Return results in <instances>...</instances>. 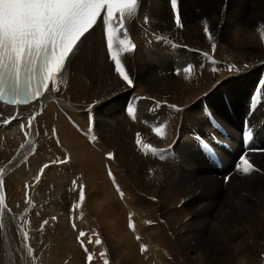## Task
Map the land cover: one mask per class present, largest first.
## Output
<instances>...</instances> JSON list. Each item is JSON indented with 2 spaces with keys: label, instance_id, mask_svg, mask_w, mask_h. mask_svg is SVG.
<instances>
[{
  "label": "bare ground",
  "instance_id": "6f19581e",
  "mask_svg": "<svg viewBox=\"0 0 264 264\" xmlns=\"http://www.w3.org/2000/svg\"><path fill=\"white\" fill-rule=\"evenodd\" d=\"M148 1L137 0L136 13L125 19L127 38L135 45L131 53H126V60L123 58L125 52L122 51L123 46L120 44V40L125 39L124 30L119 28L115 19L112 27L114 29L113 51H117L121 61L129 63L135 69L144 66L149 57L153 56V76H159L163 83H171L169 84L170 92L175 94L153 98V114L151 113L153 128L164 126L163 138L153 136V148L157 149L153 153V209L146 206H142L141 209L135 208L140 212L141 218L143 214L147 216L153 213L152 233L160 235L152 237L153 257H157V255L154 256L157 252L160 258H166L168 264L180 261H183V264H257L255 259L259 255H264V211H255L251 204H248V201L243 198V194H239L242 196L240 197L233 193H225V189L219 185V181L230 185L242 180V185L249 188L250 193H255L260 198V202L263 204L262 209H264V153L251 152L250 149L244 151L246 155L243 158H247L253 165V171L247 174L242 171L244 167L242 160L238 164L231 161L233 150H237L235 155L243 151L239 138L242 125L248 127L250 136L255 134V138L252 135V140L254 138L264 147V0H178V10L181 13L183 28H173L166 34H162L163 31L160 33L154 31L156 35L165 36L164 39L170 41L169 44H164L163 37H159V35L158 37L153 35L152 38L150 31H143L142 37L134 35L132 38V33H135L141 24V15L151 11L147 7L152 1L149 3ZM156 1L158 2V0H153L152 3L154 4ZM164 1L169 3L166 5L168 16L173 17L171 0ZM181 2L184 3V6H181ZM203 4H208L209 7L206 8ZM105 18L102 14L90 33H86L85 37L81 38L82 42L75 50V55L66 62V70L62 77H58L59 91H52V83L49 82V89L44 92V95L27 105L10 106L0 102V127L5 126L7 132L13 134L11 132L15 124L20 121L26 125L27 129L26 134H23L25 136L19 141L13 140V138L12 142L9 140L7 159L10 165L20 164L27 153L36 156L40 147L33 148L37 134L35 126L39 122H48L53 128V131L48 133L56 135L66 148H72L77 152L76 155H71L74 157V161L72 160L73 162L70 163L73 164L69 166L70 168L75 165L79 166L78 170H81L83 176L86 175L84 178L89 177L88 174L91 172L113 178L116 174L128 169L129 163L134 157L131 156L130 144L132 146L135 144L136 135L139 133V123L143 124V120L140 121L143 114L139 111L136 112L138 107L135 108V104L132 103L134 114L131 113L133 116L129 114L128 118L125 117L128 119L125 124H128L124 126L121 115L122 108L119 109V106L126 95H112L111 100L103 103L105 100L102 97L97 100L89 97L88 95H92V89L89 91V86H81L78 82L79 68L88 59L90 62L88 55L91 54V50L92 52L95 50L92 40L99 34H101L100 38H107L108 25L103 24ZM205 23L208 24L209 30L214 36V40L211 42L207 40L203 32ZM154 39H156L155 47ZM212 43L216 45L215 51L212 49ZM157 44L165 48V51L161 50L162 47L160 48ZM84 47L89 50L85 52L87 58L81 55ZM205 53L208 55L206 56ZM155 55L159 57L156 58L157 61L154 59ZM161 60H164V64H169V67H164L165 71L159 70L162 65ZM178 64L184 68L192 66L193 70L187 73L179 70L178 75L177 70L176 72L173 70ZM229 65L236 67L230 71ZM171 105H176L180 110L176 111ZM111 106L113 108L109 112ZM94 111L100 113L98 114L100 117H98L99 120H102L99 121L97 116L95 118L98 120V124H102V130L98 131L100 133L98 143L92 139L93 142H89V125L93 122ZM140 114L142 115L140 116ZM73 117L78 122L76 120L75 122ZM30 120L31 128L29 127ZM5 130L3 127L0 132ZM78 132L84 139L81 138V135V137L78 136ZM2 134L1 132L0 140ZM36 141L39 145L40 139L38 138ZM46 141H48V137L43 138V142ZM7 143L9 142L7 141ZM225 143L232 148L223 151L224 148L220 147H225ZM213 145L221 153L224 167L227 166L222 170L210 167L205 158L204 151ZM0 146H2L1 141ZM133 153L135 154V152ZM107 154H112L113 158L109 159ZM39 160L41 161V159ZM8 167L11 166L8 165ZM22 167L20 166L19 174L13 172L15 182L19 181V184L21 182L19 176L25 178L23 181H28L27 170ZM70 168L68 167L69 170ZM109 172L112 173L111 176ZM229 172H233V178L230 182L223 181L222 175ZM41 176L36 185L31 184L33 179H30V197L31 200H35L28 206L31 209L30 216L32 218L30 219L33 220L35 216H38L43 220L42 224L47 221L48 224L54 226L52 232L50 231V236L56 238L58 233L64 229L65 222L62 221L64 216H58L57 213L54 216L57 210L46 211L47 207L43 203L49 201L46 200L47 196H45L43 188L45 178ZM127 176L131 177V174ZM3 177L4 171L0 170V181L3 180ZM101 177L99 178L101 179ZM207 177L209 179L204 182ZM86 181V189L93 186L89 184L87 178ZM23 185L22 193L26 189ZM6 187L5 184L0 187V197L4 196ZM69 193L70 191L67 190L61 196L63 208L68 210L70 205L67 204H71L72 200ZM115 193L118 195L116 189ZM32 196H45V199H37ZM131 197L133 199L135 196ZM132 199L124 198L123 200L121 196V200L128 205H132ZM204 201H206L205 206ZM136 202L134 201V206L152 203L151 200H138L140 204ZM5 206L4 201L0 203V264H4L1 259L2 252L8 253L11 231L16 234L20 243L27 242L25 239L26 230L23 229L25 220L28 219L27 214L23 213L18 220L14 219L13 221V217L8 218L10 214ZM217 206H226L228 210H221V207L217 212L218 222L215 228H218L219 231L211 236V226L213 227L211 218L216 215L215 208ZM129 208L131 207L129 206ZM79 209L80 215L76 225L80 226L81 230L91 228L92 232H98V229H94V225L91 227V220L88 222L87 215L83 213L87 208ZM35 212L36 214L33 215L32 213ZM47 213H49V217H47ZM52 214L53 216H51ZM123 214L125 213L123 212ZM199 216L206 217L208 223L202 220L199 222ZM143 218L145 217L143 216ZM134 219L137 221L138 218L133 216V222ZM109 220L107 219L106 222L108 233L104 237L106 246H104L103 240L100 245L95 244L94 249L98 253L100 252L96 257L98 262H104L110 256L107 255L108 234L111 236L116 234V252L119 251V246H122L121 249L126 245L128 248L136 246L132 236L127 237L121 233L122 229L119 230V227L110 223ZM11 221L14 223L13 226ZM183 223L186 226L185 230L189 231L187 234H183ZM198 225L202 227H198L199 230H193ZM38 235L40 234L38 233ZM202 235H204L203 238ZM190 237L192 238L189 239ZM62 240V236H59L58 242H62ZM191 241L194 243L191 244ZM37 242H39L37 238L32 240V243ZM118 242L121 245L118 246ZM70 244L73 242L71 241ZM27 249L28 245L26 244L24 249L26 254ZM104 249L106 254H104ZM156 250H159L160 253ZM131 256L133 257V255ZM156 262L163 263V260L160 259ZM260 264H264L263 256Z\"/></svg>",
  "mask_w": 264,
  "mask_h": 264
},
{
  "label": "rangeland",
  "instance_id": "374dc122",
  "mask_svg": "<svg viewBox=\"0 0 264 264\" xmlns=\"http://www.w3.org/2000/svg\"><path fill=\"white\" fill-rule=\"evenodd\" d=\"M151 1L153 2V0H149L148 3ZM152 2L149 4L150 6L147 7V9L150 8L151 11L148 14L143 13L141 15L140 17L141 24H139L138 30L135 33H132V38L134 35L138 37H142L143 31L145 32L150 31V36H152L153 38V35H156L154 34V31H157L159 33L163 31L161 33L166 34L169 31H171V29L176 28L174 16L173 17L168 16V12L166 9V5L169 3L164 0L159 2L158 0V2L156 1L154 3L156 5L155 6ZM152 4L153 6H151ZM181 6H184L183 2H181ZM203 6L206 8L209 7L208 4H203ZM145 17L148 18L147 24H145L144 22L142 23V21L145 20ZM100 35L101 34H99L95 39L92 40V42L95 44V50L94 52H92L91 50V54L88 55V57L90 58V62H88L89 61L88 59V61L84 63V65L81 68H79L78 82L79 84H81V86L82 85L89 86V91L92 89V95H88L89 97H91L93 100L103 98V100H105L103 101V103L108 102V100H111L110 98L112 97V95H116V94L126 95V97H124L123 100L120 102V106H119V109L122 108L121 115L123 118V123H124L123 125L126 126L128 124V123L125 124L126 122H128V119H126L128 118L127 116L128 109L134 107L132 103L135 104L136 106L135 108L138 107L136 109V112L139 111L140 113L143 114V116H141L142 114H140L141 116L140 121L143 120L142 121L143 124H141V122L139 123L140 124L139 134L141 135V139L144 144H150L153 147V136H155L154 131H153L154 129L153 128V118H151L153 116L152 115L153 114V98L156 96L161 98L163 95H170V94L175 95L174 92H170L171 88L169 87V84L171 83H163L162 79L159 76H155V77L153 76V59H152L153 56H151L144 63V66L137 67L135 69H133L129 63L121 61L122 64L125 66L126 71L130 75V78L133 80V85L131 87L125 86V83L122 81L119 75L115 73V70H114L115 62L111 60L110 53H108L107 51V46H106L107 38L106 37L100 38ZM158 35L159 34H157L156 37H158ZM159 37H163L164 44L170 43V41L164 39L165 36L159 35ZM155 41L156 39H154L153 45L155 44ZM157 41H160V40H157ZM157 45L160 46V48L162 47L159 44ZM113 46H114V42H113ZM162 49H164L165 51V48L162 47L161 50ZM86 51H89V50H87L86 47H84L83 52L81 53L83 57H86L85 55ZM115 52L117 51L115 50ZM123 56H124L123 57L124 60H126L127 54L123 53ZM156 58L158 59L159 57L155 55L154 59L157 61ZM109 59L112 62L108 61ZM161 61H162L161 62L162 65L159 68V70L165 71L166 68L169 67V64L168 63L164 64V60H161ZM183 68L184 67L178 64L176 69L174 68L173 70L175 72L176 70L182 71ZM141 97H144L145 99H140ZM113 106L109 108V112L112 111ZM146 110L148 111L146 112ZM93 114H92L93 122L89 125L90 126L89 142L94 141L98 143L100 141V133L98 131L102 130V124H98L97 122L100 117L98 114L100 113L99 112L95 113L94 111ZM130 115L133 116L132 114ZM96 116L98 120L95 119ZM73 119L74 121L76 120L75 117H73ZM99 121H102V120H99ZM17 124H15L11 132L14 135L9 134L10 132L9 133L7 132V128L5 126L3 127L6 130L4 132L1 131L3 134L0 140L1 145H2L0 146V170L4 171V177H3L2 182L3 184L7 186L6 191L4 190V196H3L4 200L3 201H4V206L6 205L5 207L7 208L5 209L10 214L8 218L10 219L11 217H13V221H14V219L18 220L22 216L23 213L27 214L28 219L25 220L24 227H23V229L26 230L25 239L27 242L25 244L20 243L16 234H14L11 231L10 242L8 243V253L2 252L1 254V259H3L4 264H105V261L104 262L97 261L96 257H97L98 252L94 248L96 244L95 240L97 238H99L100 240H103V244H104V237H106V233H108V228L106 225L107 219H110L109 220L110 223H112L113 225L115 224L116 227H119V230L122 229L120 230L121 233H124L125 235H127V237L132 236L133 241L136 242L135 247L128 248V245L124 246L126 249L124 247L121 249L122 246L120 247L119 245L121 244L118 242L119 251L116 252L115 251L116 250L115 248L117 247V244H115V240H117L116 234L115 233L113 234L114 237L111 236V234H108L107 255L108 256L110 255L109 257H107L108 260L106 259L108 264H126V263L127 264H165V262L166 264H168L166 258L164 257L160 258L159 255L157 254L156 251L160 253L159 250L155 251L156 253L154 256L157 255V257H153L152 237L160 236V235H154L152 233L153 232V229H152L153 228V213H151L150 215L148 214L147 215L149 216L148 218L146 215L142 213L143 215L141 214L142 215V218H141L139 214L140 212L135 210V208L141 209L142 206L150 207L151 209H153V186H152L153 184V180H152L153 179V174H152L153 173V152L151 148H144L142 145L138 146L136 143L135 144L133 143L134 144L133 145L134 147H133L132 144H130L131 149H132L131 156H134V157L129 163L128 169H126L125 171H121L119 174H116L113 178L109 176H105V175H99L98 173H95V172H91L88 174L89 177H86V178L87 180H89L90 182L89 184L93 186L87 187L88 189H86L87 181H86V178H84L86 175L84 174L83 176L81 170L80 171L78 170L80 169L79 166L75 165L74 167H71V168L69 166L70 164L71 165L73 164L70 162L74 161V157H71V155L74 156L77 154V152L74 151L72 148H66L64 144H62L61 139L58 138L56 135L48 133L50 131L51 132L53 131V128L49 125L48 122H44V123L39 122L35 126L37 134L35 137L33 148L40 147V149L37 150V154H36V156L38 157L36 158V156L34 157L33 154L27 153L22 158V161L20 162V164L15 165V166L10 165L9 160L7 159V148L10 144L9 140H11L12 142V138H13V140L19 141L20 138H23V136H25L23 134H26L27 132L26 125L24 123H21L19 121ZM3 127L1 126L0 130ZM77 134L78 136L81 135L79 134V132ZM42 136L43 138L48 137V141L43 142V138H41ZM38 138L40 139L39 141L40 146L38 145L36 141V139ZM81 138L84 139L83 136ZM7 141L9 143H7ZM133 152H135V154ZM42 156L45 158H43ZM38 158L41 159V161ZM53 161H57V163H53ZM59 161H67V162L59 163ZM8 165L11 167H8ZM44 165H48V167L45 168ZM20 166H23L22 169L26 168L28 181L27 182L23 181V179L25 178H22L21 176H19V179L21 181L19 184V181L18 183L15 182L16 179H15L14 174L20 173ZM68 167L70 168V170L68 169ZM132 167H134L136 170ZM41 169H43V171H41ZM229 173H230V177L227 181L230 182L231 178H233L232 177L233 172H229ZM130 174H131V177L127 176ZM40 176L45 178L43 188L45 189V196H47L46 200L49 201L48 203H43L47 207L46 211H51V210L56 211L57 210L54 216L56 215V213L58 216H64L62 219V221L65 222L63 225L64 229L58 233V236L56 238H53L52 235L50 236V233L54 229V226L48 223H46V225H44L45 223L42 224L43 220H41L40 217L38 216H35L36 219L35 217L33 218V220L30 219L32 218L30 216L31 209H29L28 206L32 201H35V200H31V197H30L31 196V193L29 191L30 179H33L34 181V182L31 181V184L34 183V185H36ZM223 176L224 175H222L221 178L223 181H225L223 179ZM31 177H34V178H31ZM99 177H101V179ZM207 179H209V177L205 178L204 182H206ZM242 179L246 180L245 178H242ZM132 180H135V181H132ZM113 181H115L116 183ZM73 182H75V184ZM23 184L25 185L26 189L22 193ZM242 184H243L242 180H239V183H236V184L231 183L230 185H226L219 181V185H222L221 187L225 189L224 190L225 193H233L234 195H237V196H240L239 194H243V198H245L248 201V204H251V206L254 208L255 211H261V210L264 211V209H262L263 204L260 202V198L255 193H250L248 191L249 188L243 186ZM81 185L83 186V191L85 193V200L82 203L79 201V186ZM197 185H200V184H197ZM204 185H207V184H204ZM117 186L120 188L119 189L120 192L117 191L118 195L117 193H115V189L117 190ZM67 190L70 191L69 193L70 199H72L71 204H67V205H70L69 210L66 208H63L64 206H63L62 199H61L62 198L61 196L64 195V193ZM120 193H122V195ZM14 194L16 195V197ZM128 194L129 195L131 194V195L129 196ZM133 195L135 197H133L132 199L131 196ZM45 196H32V197H36L37 199H45ZM121 196L123 200L124 198L125 199L131 198L133 201L132 205L131 204L128 205L123 200H121ZM109 198H112V199L109 200ZM138 200H141V201L151 200L152 203L149 205H145L141 202L142 204H140ZM134 201H137L136 203L140 204V206L138 204H137L138 206H134L135 204ZM203 203L205 206L206 201H204ZM129 206L131 208H129ZM81 207L87 208L86 209L87 213L86 212H83V213L87 215V219H89L88 222L91 220L90 221L92 223L91 227H93L94 225V229L96 230L98 229V232H92L91 228H87V229L84 228V230L82 229L83 230L82 231L80 226L76 225V223L78 222L79 215H80L78 213V210H80L79 208ZM216 208H215L216 215L212 216L211 218V225H213V227L211 226V236H214L215 232L219 231L218 228H215L218 222L217 212L220 210V208L221 210L222 209L228 210V207L226 206H217ZM128 209H129V212H128ZM123 212L125 214H123ZM32 214L34 215L36 214V212ZM111 214L112 215L114 214V216H112ZM48 215L49 213H47V217H49ZM132 215L135 216V218L136 217L138 218L137 221L136 219H134V222L132 221L133 220ZM51 216H53V214ZM104 216L106 219L104 218ZM143 216L146 219L143 218ZM201 216H199V222L202 220L208 223V221L206 220L207 218L206 217L201 218ZM98 217L100 218V220ZM37 218H38V221H37ZM13 221H11L12 226L14 224ZM130 221L134 225L135 229L132 227H129ZM184 224L185 223H183V228H184L183 234H187L189 233V231L185 230L186 226ZM198 227L200 228L202 226L198 225L197 227H195L197 229L194 228L193 230H199ZM81 231L85 233V236L80 237ZM38 233L40 235H38ZM59 236H62V239H63L62 242H58ZM67 237L69 241L67 240ZM112 237H113V240H112ZM203 237L204 235H202V238ZM34 238H37L39 242L32 243V240ZM191 238L192 237H190L189 239ZM89 240H91V242H89ZM71 241L73 242V244H70ZM193 243L194 241H191V244ZM26 244L28 245L27 254L24 252ZM113 244L114 246L115 245L116 246L114 247ZM104 246L106 245L104 244ZM142 247L144 250H142ZM85 249H87V251H85ZM113 250L115 251V253ZM129 250H131V252H129ZM127 252L130 254H128ZM104 254H106L105 249H104ZM89 255H91L92 257L91 260L88 259ZM131 255H133V257ZM262 256L264 257V255H259V257L255 259L257 260V264H260ZM160 259L163 260V263L156 262L157 260H160ZM173 264H183V261H180L179 263H173Z\"/></svg>",
  "mask_w": 264,
  "mask_h": 264
},
{
  "label": "snow or ice",
  "instance_id": "6c2138e0",
  "mask_svg": "<svg viewBox=\"0 0 264 264\" xmlns=\"http://www.w3.org/2000/svg\"><path fill=\"white\" fill-rule=\"evenodd\" d=\"M137 7V0H0V99L7 97L5 102L8 104H28L44 95L49 89V82L52 83V91H59L58 77H62L66 70V62L75 55V50L82 42L81 38L85 37L86 33H90L102 12L106 13L103 24L108 25L107 51L111 60L115 62V73L119 75L125 86L131 87L133 80L122 64L119 54L113 51L112 25L115 18L119 28L124 30L125 39L120 40L122 51L131 53L135 45L127 38L125 19L133 16ZM171 10L174 14L175 27L183 28L178 0H171ZM144 23H148L147 17ZM203 32L208 41L214 40L207 23L204 24ZM215 48V43H212L213 51ZM235 67L229 65V70ZM192 70V66L183 69L186 73ZM177 74L179 75V70ZM171 107L176 111L180 110L176 105ZM132 111L131 108L128 109L130 114ZM29 127H32L31 120ZM153 131L156 137H164V126H156ZM135 143L144 148H151L153 153L157 151L150 144H144L139 133L136 135ZM111 158L113 156L109 154V159ZM66 162L59 161V163ZM242 162L243 173L253 171V165L247 158H242ZM44 167L47 168L48 165ZM109 175L111 176L112 173L109 172ZM2 184L3 182L0 181V187ZM117 191H120L118 186ZM84 200L85 193L81 185L79 201L82 203ZM2 202L3 197H0V203ZM129 227L134 228L131 221ZM83 236L85 233L81 232L80 237ZM95 243L100 245L102 242L97 238ZM101 255L103 256V253ZM88 259H92L91 255ZM105 264L108 262L105 261Z\"/></svg>",
  "mask_w": 264,
  "mask_h": 264
}]
</instances>
